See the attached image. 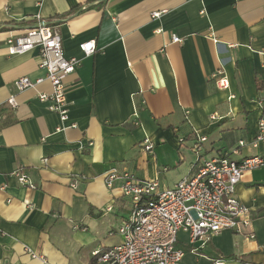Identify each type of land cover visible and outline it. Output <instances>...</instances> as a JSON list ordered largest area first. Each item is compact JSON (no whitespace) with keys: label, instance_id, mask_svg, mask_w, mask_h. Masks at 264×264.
<instances>
[{"label":"crops","instance_id":"0c3cea01","mask_svg":"<svg viewBox=\"0 0 264 264\" xmlns=\"http://www.w3.org/2000/svg\"><path fill=\"white\" fill-rule=\"evenodd\" d=\"M39 21L55 28L67 58L80 60L65 81V124L37 99L50 91L46 82L14 86L45 76L35 50L6 49L9 37ZM88 41L96 51L84 57L78 46ZM221 66L227 90L211 78ZM258 81L264 0H0V109L10 115L0 127V264H97L93 252L120 243L117 229L131 211L119 183L104 184L113 167L172 188L239 141L245 146L234 161L263 154L264 144H249L264 121ZM198 137L206 140L194 155ZM16 169L34 189L10 176ZM235 196L250 210V228L222 231L197 256L180 233L181 264H264V168L243 173Z\"/></svg>","mask_w":264,"mask_h":264},{"label":"built area","instance_id":"2783aa9c","mask_svg":"<svg viewBox=\"0 0 264 264\" xmlns=\"http://www.w3.org/2000/svg\"><path fill=\"white\" fill-rule=\"evenodd\" d=\"M151 17L158 18L159 13H152ZM36 26L26 30L23 35L9 37L6 49L9 56L25 55L35 50L38 53L37 66L45 72V76L35 80L22 77L14 82V86L17 91H24L46 82L50 91L38 93L37 99L65 124L68 120L65 81L75 72L80 60L64 55L61 37L54 27L44 21H39ZM172 42L179 43L180 40L173 37ZM78 49L84 57L91 56L96 51L95 42L82 43ZM211 78L217 89H228L229 83L222 66ZM6 105L14 109L15 98L10 97ZM66 128L64 125L57 130ZM205 140L204 137H198L192 151L200 152ZM249 144L252 148L264 144V121H259L258 132ZM140 146L145 153H152L150 139L144 138ZM244 146L245 142L239 141L227 155L201 161L195 174L180 180L172 188H160L156 181L137 180L134 174L126 170L109 169L104 174L106 188L112 189L118 182L122 196L130 199L131 211L117 229L120 243L105 251L95 250L92 254L95 262L181 264L185 251L178 247L180 233L186 236V243L191 247L190 253L197 256L222 231L239 234L249 229L253 218L250 210L237 200L235 190L243 173L264 168V153L244 158L240 162L234 161L231 157L238 156ZM10 176L21 187L35 188L21 169L12 171ZM71 187L75 188V182ZM247 236L254 239L252 233ZM30 255L35 258V255ZM212 264L225 263L216 260Z\"/></svg>","mask_w":264,"mask_h":264},{"label":"trees","instance_id":"16d2710c","mask_svg":"<svg viewBox=\"0 0 264 264\" xmlns=\"http://www.w3.org/2000/svg\"><path fill=\"white\" fill-rule=\"evenodd\" d=\"M258 89L264 88V84L257 82ZM10 115L3 113L2 109H0V127L6 126L10 123Z\"/></svg>","mask_w":264,"mask_h":264},{"label":"water","instance_id":"95a60500","mask_svg":"<svg viewBox=\"0 0 264 264\" xmlns=\"http://www.w3.org/2000/svg\"><path fill=\"white\" fill-rule=\"evenodd\" d=\"M37 26H34V27H32V28H36Z\"/></svg>","mask_w":264,"mask_h":264},{"label":"rangeland","instance_id":"374dc122","mask_svg":"<svg viewBox=\"0 0 264 264\" xmlns=\"http://www.w3.org/2000/svg\"><path fill=\"white\" fill-rule=\"evenodd\" d=\"M196 153H194V155H195ZM169 176H171V175H169Z\"/></svg>","mask_w":264,"mask_h":264}]
</instances>
